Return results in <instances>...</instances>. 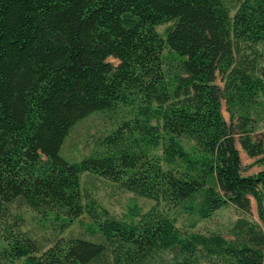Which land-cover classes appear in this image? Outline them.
<instances>
[{"label":"trees","instance_id":"trees-1","mask_svg":"<svg viewBox=\"0 0 264 264\" xmlns=\"http://www.w3.org/2000/svg\"><path fill=\"white\" fill-rule=\"evenodd\" d=\"M95 112L112 127L67 159ZM237 143L264 154V0H0V264H264V170ZM83 173L153 204L116 219ZM226 205L228 236L176 224ZM76 221L91 238L61 235Z\"/></svg>","mask_w":264,"mask_h":264},{"label":"rangeland","instance_id":"rangeland-1","mask_svg":"<svg viewBox=\"0 0 264 264\" xmlns=\"http://www.w3.org/2000/svg\"><path fill=\"white\" fill-rule=\"evenodd\" d=\"M166 25L167 24H162L157 26V30L163 34ZM109 60L116 62L114 58H109ZM217 82L220 83L218 79ZM222 111L226 119H228V113L225 110L224 103H222ZM111 127L112 120L109 119L105 113L95 112L86 116L73 126L70 133L65 138L61 148L62 154L71 161L81 160L90 154L97 139L108 132ZM237 147L240 151L244 174H251L264 170V154L250 157L238 143ZM81 181L82 185L86 186L101 205L108 210L109 214L116 219L126 218L129 214L130 207L134 205L136 208H139L140 211H145L153 204L152 200L137 196L103 177L83 173L81 175ZM252 206L254 218L256 219L255 206L254 204ZM18 212L24 217V220H22V228L27 230L29 234L33 235L44 244L49 243V241L53 239L54 229L52 225H49V227L43 226L36 213L29 208L23 207ZM238 216L239 213L233 206L226 205L216 210L209 218L197 221L193 227L190 225V219L186 216H180L176 224L183 229L191 228L193 231L204 234L221 233L228 236L227 230ZM84 221L87 220L84 219ZM61 235L91 238L77 221L66 228ZM103 264H109V261L104 260Z\"/></svg>","mask_w":264,"mask_h":264}]
</instances>
